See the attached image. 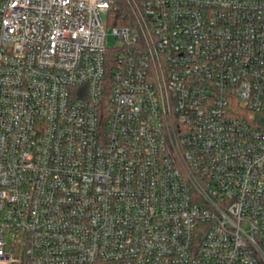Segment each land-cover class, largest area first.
Segmentation results:
<instances>
[{
  "label": "built area",
  "instance_id": "obj_1",
  "mask_svg": "<svg viewBox=\"0 0 264 264\" xmlns=\"http://www.w3.org/2000/svg\"><path fill=\"white\" fill-rule=\"evenodd\" d=\"M0 264H264V0H0Z\"/></svg>",
  "mask_w": 264,
  "mask_h": 264
},
{
  "label": "rangeland",
  "instance_id": "obj_2",
  "mask_svg": "<svg viewBox=\"0 0 264 264\" xmlns=\"http://www.w3.org/2000/svg\"><path fill=\"white\" fill-rule=\"evenodd\" d=\"M112 26L111 25H108L107 26V29H108V34H109V36H108V40H107V45H108V47H112L113 46V37H111V32H112Z\"/></svg>",
  "mask_w": 264,
  "mask_h": 264
}]
</instances>
